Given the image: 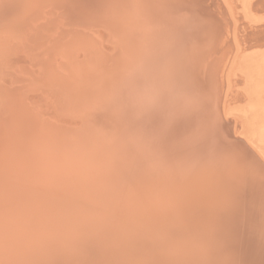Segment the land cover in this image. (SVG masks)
<instances>
[{
	"label": "bare ground",
	"instance_id": "obj_1",
	"mask_svg": "<svg viewBox=\"0 0 264 264\" xmlns=\"http://www.w3.org/2000/svg\"><path fill=\"white\" fill-rule=\"evenodd\" d=\"M39 1L41 0H0V29L5 28V32L9 33L0 39H19V35L30 26L25 23V20L23 23L20 22L33 6L35 8L39 6L36 4ZM64 1L58 0L60 7L62 3L67 6V2ZM142 1L147 2L148 0ZM204 1L209 9L206 12L209 15L212 14L219 29L224 30H222L221 39H225L224 35L229 38L227 40L230 42L228 47L232 59H230L231 66L226 67L223 76H221L224 83L220 82L218 88L214 83L213 87L218 90V95H215L214 92L217 91L212 88L215 90L212 91L215 96L213 99L207 98L206 94L211 91L210 86H207L209 92L205 89L203 93L200 91L203 87L201 80L200 86L192 87L193 90L190 91V97L187 100L192 102L197 96L207 95L206 99L209 101H205L206 105L210 100L213 101L208 104L211 105L209 107L211 111L209 112L205 106L207 110L205 113L209 114H207L209 117L206 118L211 119L214 123L212 124L214 127L211 125L214 131L216 129L220 131L223 126L227 128L225 129L230 135H235L238 132L240 137L236 139L232 135L234 139L228 142L224 138L228 134L227 131L219 133L217 130L216 137L213 134L214 139L211 140L210 137L205 144L203 143L204 138H201L202 142H196L195 136L198 134L195 130L196 122H192L190 118L194 117V111L191 110V113L188 108L184 109V107L183 110L177 111L180 109L177 108L179 105H175V109L172 107L174 103H171L175 99L163 100L165 92L160 86L146 91L145 96L148 97V100H151L150 98L160 99L161 105L166 110L168 108L169 112H173L172 115H183L182 127L179 125L182 129L175 130L174 125L171 124L173 122L170 123L168 120L160 122L153 119L154 113L159 107L153 106L147 102L148 100L131 105L129 102L111 98L107 102L99 100L96 102V107L91 110L82 109L81 102L74 99L77 92H73L74 94L71 95V92L78 90V87H84L87 83L94 82L97 87L99 86L93 93V97L96 98H102V95L111 96L115 92L114 88L105 89L100 82V77L87 76L86 74L92 73V69L83 68V64L73 66L69 62L61 68L65 71V75H63L67 81L63 82L65 85H60V82L54 79L40 81L36 76L32 82L24 83L26 80L23 79V76L20 78L24 82L20 87L18 85L16 87L14 86L17 83L15 78L20 75L16 70L15 73L19 74L12 75L15 79L13 84L11 79L4 78L5 83L0 87L2 89L0 91V264H202V262L204 264H264V253L255 256L252 249L255 247L254 244L264 249V122L259 117L262 113L259 108L262 107L258 106L264 104L262 102L258 104L257 101L261 98L260 91L264 90V0H203V3ZM74 2L71 7L77 15H81L83 20L88 15H94L93 11L96 13L99 10L95 11V9L106 4L102 9L111 11L112 14H116L120 18L117 20L120 32L125 33L128 32L126 29L131 30L132 28L133 31L141 28L145 35L150 31L146 40L157 35L158 28L168 27L169 22L166 21V18L171 13L169 9L166 20L162 23H153L152 20H162L164 4H161L160 8L145 3L146 7L143 4L140 7L139 3L134 7L132 4H130L132 6L128 4L131 9V18L135 17L133 25H131L132 21L125 23L120 17V12H125L123 15L128 12V8L123 10L119 7L120 3L118 2H123V0H75ZM161 2L163 3V1ZM173 2V0H169L172 7L173 4L175 6ZM185 2L190 3V8L193 3L198 5L195 0H185ZM114 4H117L118 7ZM68 5L71 4L68 3ZM142 8L143 10H141ZM173 8L172 10H174ZM147 10L150 12L147 16L145 15L143 21H140ZM142 12L143 14H141ZM180 13L178 15H181ZM68 18L65 17L60 24L52 21L48 26L36 24L34 33L37 28H40V31L46 28L50 32L52 29L59 31L60 28L61 30L64 27L67 28L66 26L75 22L70 21L74 17ZM95 18L86 20L92 23L86 28L87 30L92 26L94 31L98 29V27H94L97 24H93ZM12 19H16L17 24H11ZM53 19L55 18L53 17ZM116 19L115 17L113 20L114 24ZM97 21L99 23L98 19L95 23ZM101 21L105 22L104 26L110 24L104 19ZM127 25L129 26L126 27ZM70 27L73 29L72 25ZM111 28L110 25L106 27L109 31ZM113 28L116 29L115 25ZM161 31L163 32V29ZM164 31L168 32L167 29ZM209 33L210 35L214 34V32ZM217 33L219 34L221 31L217 30ZM50 34L45 36L48 41L42 39V43L37 42L38 39L40 40L38 34L36 35L39 37L38 39L35 38L36 36L33 39L30 37L29 41L35 45L33 50L26 48L23 50L27 56L34 55L32 64L40 70V73L44 67L56 66L51 61L52 58L50 59L48 56L51 55V52H58L63 47H68L67 53H63V58L70 61L68 56L79 51L76 44L83 37L82 42L86 41L88 49L95 45L96 51L103 49L101 39H99L100 41L96 39L87 41V37L84 35L80 38L82 35L80 31L71 33V39L68 38L69 36L61 37L62 32L60 38L59 36L58 38L49 36ZM261 36L263 44L260 45L261 42L259 46H253L251 44L253 38L256 37L257 41ZM98 38L100 36L97 35ZM76 39L80 40L74 45L73 41ZM128 39L129 36L121 37L120 42L115 43L116 49L122 47L123 44L124 51L128 50L131 44ZM213 39L211 37V40ZM201 40L202 44L204 40L205 44L209 46L205 47L210 48L207 38ZM218 40L220 41V38ZM220 42L223 46V41ZM252 43L254 44V42ZM109 45L107 48L111 47L113 43L111 46ZM92 48L94 49V47ZM223 48L225 49V47ZM39 49H45L48 52L42 51L38 54L36 51ZM109 49L110 52L113 50V48ZM199 49L201 50V48ZM15 50H17L15 46L0 49V57ZM156 50L155 47L153 51ZM93 51L91 50L89 53L91 54ZM195 51L198 49L196 50L194 45L193 54H196ZM94 53L96 54V52ZM101 53L103 54V52ZM226 53H223L224 57H227ZM102 54L100 55L102 56ZM123 56L121 55V58ZM226 59L228 61V58ZM184 60V57H180L181 62ZM18 61L16 60V62ZM180 61L175 59L174 63ZM12 62L9 61L8 66L12 67ZM57 66L59 69V62ZM222 66L220 67L222 68ZM23 67L22 65L18 70L20 72L27 71L28 73L25 74L32 76L29 69ZM211 67L213 66L211 65ZM214 69L217 73V68ZM218 70L220 69L218 68ZM207 73L210 76V71ZM212 73L215 74L214 70ZM2 74L3 72H0V78ZM262 74L263 77H261ZM219 75L220 73L218 77ZM208 78L205 82L210 79ZM76 80L77 82H75ZM211 81L213 82L212 79ZM211 81L209 82L212 83ZM125 83L128 93L135 94L133 89L134 85L139 83L138 73L127 78L123 84ZM207 84L209 83L207 82ZM204 86L206 87V85ZM59 87L61 92L65 87L66 90L61 93ZM69 87H71V91H67V89L70 90ZM233 91L240 92V96L235 99L243 102L244 105L234 106L235 94L231 95ZM33 92H40L41 97H37L33 101L30 100L29 94ZM37 100L42 102L39 103L45 110H40ZM185 100L183 104L186 102ZM142 102L144 105H141ZM168 102L175 111L170 109ZM53 112L59 118L73 119V121L78 118L80 119L79 125L69 126L73 125V121L67 124L57 122L51 116ZM218 112H220L219 117H217ZM32 113L36 114L35 118H32ZM164 114L167 115L165 112ZM190 114L192 115L190 116ZM47 116L52 119L43 120ZM188 116L189 119H187ZM129 126H135L136 135L132 134V129L128 130ZM235 139L239 142L238 144H235ZM131 140H135L133 144ZM16 145H22V151L16 152L14 147ZM230 156H232L233 165L238 164L237 167H240V164L252 167L253 164L256 174H248L247 179L255 175L257 177H253L256 180L254 184L256 186L258 183L263 185L253 193L251 192L254 190V186L250 187V190L253 188L250 191L251 194L248 193L247 187L244 188L243 183L242 191L238 189L241 186L237 187L236 200L232 198L235 200V209H231L233 212H229L232 205H230L229 199H226L229 198L225 195L227 192L222 188L235 190V184H238L239 179H242L241 176L244 175L240 173V178L237 179L239 172L242 171L232 167L228 173L226 172L228 170L225 171L227 173L225 175L224 170V173L221 172L225 176L223 182L220 180L222 178L218 180L221 183L214 182L215 185L212 184V180L209 181L213 167L220 169V167L218 168L220 163L229 160L228 158L231 160ZM259 160L261 167H257ZM229 164L225 166L226 169H228L227 166H231ZM191 189L194 193L191 191L193 195L190 197ZM221 190L226 192L223 193L226 197L224 199L218 195ZM121 192L125 194H120ZM231 192L232 190H230V194ZM195 193L201 194V196L197 197ZM239 203L243 205L241 206ZM227 209L228 212L225 213ZM203 217L211 218L214 225H210L209 221L204 224ZM120 222L124 227L121 229L111 228ZM258 224L257 232L255 228ZM223 233L227 235L224 239L228 238L227 241H220ZM250 237L253 240L251 244L247 241ZM218 244L229 246L230 253L223 252ZM239 247L246 248L247 252L238 254Z\"/></svg>",
	"mask_w": 264,
	"mask_h": 264
},
{
	"label": "rangeland",
	"instance_id": "obj_2",
	"mask_svg": "<svg viewBox=\"0 0 264 264\" xmlns=\"http://www.w3.org/2000/svg\"><path fill=\"white\" fill-rule=\"evenodd\" d=\"M71 1L72 0H70V2H69V0L64 1L65 3L67 2L66 3L67 6H65V4L62 3L61 7L59 5L60 1L58 2V0H52V1H50V0L46 1L45 0L44 2L42 0L39 1L38 3H36V4H39V6L37 8H35V6H33L25 14V18L23 19V21L20 22V23H23L24 20H25V23L29 24L30 26L28 27V29L26 31H24L21 35H19V39H13V38H11V39L5 38L7 40H1L0 39V49L3 50V49H6L7 47L10 48L11 46H15V48L17 49L15 51H11L10 53H5L4 54L5 57L4 56L0 57V72H3V74L1 75V78H0V87L3 85V83H5L3 81L4 78L5 79H9V80L11 79L12 80L11 81L12 84H13V80L16 79L15 81H17V83H16V85L14 84V86L17 87V85H18L20 87L22 82H24L23 79L26 80L24 83H26V82L30 83L35 78L34 76H36L37 80H40V81H42L44 79H46V81H47V79H54L55 81L60 82V85H65V84H63L64 81L67 82L66 79H65V76H63V75H65V71H63V69H61V68H63L66 65V63H69V62L73 66L75 64H83V68L92 69V73L90 75L86 74L87 76L100 77V82H101L102 86L105 87V89L114 88L115 92L111 96H106V95L103 96L102 95L101 96L102 98H96L95 96L93 97V93L99 88V86L97 87V85L94 82L93 83H87L86 85H84V87H78L77 89L79 91L78 90H76V91L74 90V91L71 92V95H72L73 92L74 93L77 92L76 97H74V99L75 100H79L81 102V108L82 109L91 110V108L96 107V102H99V100L101 102H107V101H110L111 98H115L116 100H119V101L122 100V101H125V102H129V104H131V105H135L137 103L140 104L139 103L140 101H145L146 102L148 100L147 99L148 97L145 96V92L146 91L151 90L155 86H160V88L164 89L163 92H165V94L163 95V100L167 101V99H169V98H171V100L175 99L174 102L172 101L171 103L172 104L174 103V105H172L173 108H175V105L176 106L177 105L180 106V107L177 106V108H180V109H177V111L178 110H180V111L183 110V107H184V109L188 108L191 113H192V111H194V117H193L194 119L192 117H190V118H191L192 122H196L195 130H196V132H198L197 136H195V141L196 142H202L203 139L201 140V138H204L205 141H203V143L205 144L206 140L209 139L210 137H211V140L216 137L215 134H216L218 129H216V131H214V128H213L214 126L212 125L214 123L212 122L211 119H207L206 118L209 114L205 113V112H207L205 106H207V109H209V107L211 105L209 106L208 104H210L211 101H213V100H210V102L207 103V105H206L205 101L206 102L209 101V99H208V101L206 99L207 95H208L207 98L211 97V99H213L215 97L213 95L214 93H216L215 95H218V90H216L215 87L218 88V86L220 85V82L222 84L224 83V81L222 82V78L223 77H221V76H223V72H225L224 69H226V67H230L231 66V60L232 59H231V53L229 51L230 48L228 47V46H230V44H229L230 42L227 40L229 38L226 35H224L223 38H225V39H223V40L221 39L220 36H222L221 34H222V30L223 29H219L218 24H217V22L215 23L216 20H214L212 14L209 15L207 13L209 9H207V5H206L205 1L203 3V0H202V2H200L201 0L200 1L199 0H195L196 3L199 1L200 4L197 3L198 5L196 6V4L193 3V6H191V8H190V3L187 4L185 2V0L184 1L181 0L182 3L180 2V0H173L174 1L173 3H175V6L173 4L174 8L171 6L172 4L169 3V0H160V2H159V0H148L147 2L146 1L143 2L142 0H129V1L128 0H123V2H118V3H120L119 7H121V9L126 10V8H128V10H127L128 12L126 13L127 15L126 14L123 15V13H125V12H120V14H121L120 17H121V19H123L122 21H125V23H128L129 21L130 22L132 21L131 25H133V21H134L135 17L131 18L132 16H131V9L129 8L130 6L133 5L132 7H134V6H137L136 5L137 3H139L140 7H142L144 5V3H145L146 5L151 4L152 6H159V8H160V6H162L161 4H164L162 6V8H163L162 20L161 19H158V20L155 19V20H152V22L153 23H162V21L167 19L166 21L169 22V24H167L168 27L167 26H163L161 28H158L159 31H157L158 29L156 30V32L158 34L155 35L154 37L152 36L150 38H147V40H146V37H147L148 34L150 35V31H148V33L145 35L144 30L141 29V28H140V30H133V31H132V28H131V30L126 29L128 32H125V33L123 31L120 32L118 30L119 28L117 27V20H120V18L116 14H112L111 11H105L104 9H102V7L105 6L106 4L103 5L100 8L95 9V11L99 9L96 12L99 16L93 11L94 15H88V17L83 16V17H86L83 20L82 17H80L81 15L80 16L77 15L75 10H73V8L71 7L75 3L74 2L75 0H73V2H71ZM118 1H120V0H118ZM124 1H126V2L124 3ZM149 1H150V3H149ZM161 1H163V3ZM50 2H52V3L50 4ZM57 2H58V4L56 5ZM68 3L71 4V5H68ZM63 4H64V6H63ZM128 4L129 5L132 4V5L128 6ZM157 4H159V5H157ZM114 5H116L118 7L117 4H114ZM122 5H123V8H122ZM126 5H127V7H126ZM191 5H192V3H191ZM56 6H57V8H56ZM70 7H71V9H70ZM144 7H146V6L144 5ZM169 7H171V8H169ZM186 7H187L188 10L185 9ZM194 7H196L197 9L194 8ZM143 8L141 10H143ZM172 8L174 10H172ZM169 9H170L171 13L168 14ZM144 10H146V9H144ZM148 12H150V10L145 11L144 14H143V12L141 13L143 15L140 18V21H143V18L145 17V15L147 16ZM184 12H186V13L184 14ZM164 13H165V16H164ZM179 13L181 15H178ZM167 14H168L169 17H167ZM113 15L117 18L115 20L116 22L114 21L115 24L113 23V20L115 18ZM122 15H123V17H122ZM67 16L68 17H72V18L74 17V19L70 20V21H75L73 24H71L73 29H70L71 25L70 26H66L67 28H65V27H64V29L62 28V30L60 28V30H59L60 32L58 30L53 31V29L50 32L49 29L45 28L47 30V33H46L45 29L43 31H40V28L39 29L37 28L36 32L34 33V29H35L36 24L41 25V26L42 25L43 26H48L49 22H51V21L54 22V23H59L60 24L61 21H63V19L65 17L68 18ZM95 16L99 20V23H98V21H97V23H95L96 20H97L95 18ZM53 17L55 19H53ZM57 17H58V19H57ZM93 17L95 18V22L93 24H97L98 25V26L94 25V27H98V29L96 28L97 29L96 31H94L93 26L89 30L86 29L87 27H89L92 24L91 22L86 21V20H93ZM100 17H101V19H99ZM208 17H210V18H208ZM56 19H57V21L55 22ZM68 19H70V18H68ZM102 19H104V21H106L108 19L106 22L110 23V24L109 23L108 24L110 25V28L112 27L110 29L111 32L109 30H107L108 28L106 29V27H108L109 25L104 26L105 22L103 23L101 21ZM58 20H60V21H58ZM174 20H175V22H174ZM8 21H10V20H8ZM145 21H146V19L144 20V22ZM10 23L14 24V25L17 24L16 19H12L10 21ZM101 23H102V26H100ZM112 24L115 25L116 29L113 28L114 25H112ZM128 26L129 25H127L126 27H128ZM216 27H217V29H216ZM169 28H171V29L169 30ZM192 28H194V31H192ZM74 29H76L77 31L74 30ZM162 29H163V32L161 31ZM166 29L168 30V32H170V34H168V32H166V31H164ZM217 30H218V32L221 31V33L218 34ZM79 31L82 34L80 36V38H82V36L84 35L85 37H87V41L88 40H92V39H96V40L100 41L99 39H101V43L103 41V44H101L103 49L99 46L102 50L98 49L96 51L97 47L95 45V46H92V47H94V49L96 48L95 51H93L94 49L90 46V48H89L90 51L91 50L93 51L90 54L89 53L90 51H89L88 47H86L87 46L86 45V41L82 42V39H84V37L81 40L80 39H76L73 42H74V45H75L77 43V41L80 40V42H78L76 44V45H78L79 51H77L76 53L68 56V59H70V61H68L65 57L63 58V56H64L63 53L64 52L67 53V49H68V47H66V48L63 47L58 52H51V55L48 56L50 59L52 58L51 61L54 62L56 64V66L53 65V66H50V67H44V69L41 70V73H40V70L32 64V63H34V58H33L34 55L30 54V56H27V55H25V52L23 53V50L25 48L27 50H33L35 45H34L33 42L29 41V38L32 37V39H33V37H35L37 34L40 37V40L38 39L39 37H37V36L35 37V38L38 39L37 42L42 43L43 40L48 41L47 38H45V36L47 37V35L49 33H51L49 36H53L55 38H58V36H59V38H60V35H61V32H62L63 34L61 35V37H63V35H64L63 38L69 36L68 38L71 39L70 38L71 37L70 34L73 33V32H79ZM54 32H55V34H53ZM66 32H68V33L66 34ZM93 32H95L96 34L99 32L100 35L99 34H97V35H98V37L100 36V38L97 39V35L95 33H93ZM165 32H166L167 35L165 34ZM209 32H211V33L214 32V34L210 35ZM41 33H42V35H40ZM101 33H103L102 36H103L104 39L102 38ZM93 34L96 35V36L94 37ZM4 35H9V33L5 32V28L4 29H0V37H4ZM202 35H204V36H202ZM123 36H125V37L129 36L130 40L129 39L128 40L131 41V42H129V43H131L130 47L129 48L127 47L128 50H126V51H124V47L125 46L123 47V44H122V47L120 46L118 49H116V44L115 43H119L121 37H123ZM164 36H166V37L165 38H161V37H164ZM218 36L220 38V41H223L222 42L223 46H221V42L218 40L219 38H217ZM205 37L208 39L207 43L210 45V48H208L209 46L207 44H205L206 42H204V40H203V44L204 45L202 44V40L201 39H206ZM209 37H210V39H209ZM211 37L214 38V39L211 40ZM258 39L256 41V37H254L253 41L251 40L252 42H254V44L252 42H251V44L253 46H256V45L259 46V44L262 42V36L259 37ZM55 40H57V39H55ZM104 40H105V42H104ZM167 41H169V43H167ZM217 41H219V42H217ZM263 42L260 45H262ZM112 43H113V45H112ZM218 43L220 44V46H219ZM46 45H47V43H46ZM107 45H109V46L112 45L111 47H109L111 49L113 48V50L111 52H110V49L107 48ZM194 45L196 47V50L198 49V51H195L196 54H193ZM83 46H85L86 48L83 47ZM205 46H208V47H205ZM155 47L157 48V50L153 51V49ZM223 47H225V49ZM82 48H83V50H82ZM106 48H107V50H106ZM199 48H201V50ZM206 48H208V49H206ZM218 48L221 49L222 51L219 50ZM42 51H47V50L39 49L38 51H36V53L39 54ZM94 52H96V54ZM101 52H103V54ZM226 52H229V53H226ZM88 53H89L90 56L87 55ZM99 53L102 54V56ZM223 53L224 54L226 53L225 56H227V57H224ZM38 54H35V55H38ZM16 55H18V56H16ZM81 55H82V57H81ZM121 55H124V56L121 58ZM180 57H184L185 60L181 62L180 61ZM217 58H219L218 61H217ZM226 58H228V61H227ZM13 59H15V60H13ZM18 59H20V61H18ZM63 59H64V61H63ZM175 59H178L180 62H177V63L175 62L174 63ZM16 60L18 62H16ZM9 61H11V62L15 61V62L11 63L12 67L8 66L7 63ZM62 61H63V63H62ZM58 62H59V69H58V66H57ZM227 62H229V63H227ZM20 64H21V66H20ZM26 64H28L27 67H25ZM228 64H230V65L228 66ZM22 65L24 66L23 68L29 69V72L32 73L31 74L32 76H27L25 74V73H28L27 71L26 72H22V71L20 72V70H18V69H21L20 67H22ZM209 65H210V67H211V65L213 67H211V69H210ZM215 65H216V67H215ZM220 66H222V68ZM207 68H209V69H207ZM214 68H217L216 69L217 73L215 72ZM218 68L220 70H218ZM16 70L19 71L20 75L17 78L13 79L14 77L12 75L19 74L18 72L15 73ZM33 70H35L36 72L33 71ZM211 70L212 71L214 70V73H215L214 75L215 76L213 75ZM207 71H210V73H211L210 76L207 73ZM263 71H264V69H263ZM135 73H138L139 83L134 85L133 91H135V94H130V93H128V90L125 89L126 88V83L125 84H123V83L127 80V78H130ZM219 73H220V75L218 77ZM101 74H103V75H101ZM67 75H69V74H67ZM23 76H24V78H23ZM20 77L23 78V79H21ZM261 77H263V74H262ZM203 78H205V79L203 80ZM207 78L209 79V80H207V82L209 84H212V85H209V84H207V82H205ZM216 78L217 79L219 78V79L217 80ZM74 79H77V78H74ZM211 79L213 80V82L211 81ZM201 80L203 81L202 85L200 84V83H202ZM209 81H211L212 83H210ZM217 81H219V82H217ZM75 82H77V80ZM214 83L217 84V85L215 86ZM195 85L196 86H200V85L203 86V87H201L202 90H200V91H202V93H203V90L205 89L208 92L211 90L210 91L211 94H210V92L209 93L206 92L207 95L204 96V94H203L204 97L197 96L194 101L193 100H192V102L188 101L187 99H189V97H190L189 93H190L191 90H193L192 87H194ZM204 85H206V87ZM213 85L215 87H213ZM207 86H210V90L209 89L207 90ZM69 88H70V90L67 89V91H71V87H69ZM100 88H101V85H100ZM212 88L213 89L215 88V90L217 92L213 93L212 91H215V90H213ZM1 90L2 89H0V91ZM65 90H66V87L63 88L62 92L65 91ZM59 92H61V88H60ZM234 92L235 91H233L231 93V95L235 94L234 95L235 97L233 98L234 106L235 105H244L243 102L241 103L239 101H236V99H235V98L240 96V92H238V91H236L235 93ZM260 92H261V95H260L261 98L259 97L260 101L259 100H257V101H258V104H260L261 102L264 104V90L262 89ZM57 93H58V89H57ZM172 93H173V95H172ZM51 94H53V93H51ZM29 97L31 98L30 100L33 101L37 97H41V93L40 92H33V93L29 94ZM63 97L65 98V96H63ZM45 98H47V97H45ZM67 98H69V96H67ZM150 99L151 100H148L147 102L151 103L153 106L159 107L158 110L154 113L155 115L153 116L154 117L153 119H156L157 121H160V122H165L166 120H168V121H170V123L171 122L174 123V124L173 123H171V124L174 125L175 130L182 129V128H180V126L182 127V124H183V122H182L183 121V115H181V114L180 115H172L173 112H171V111L169 112L168 108L166 110V108H164V106L161 105L160 102H162V101L160 99H156V98H150ZM184 100L186 102L183 104ZM48 101H50V100H48ZM169 101H170V99H169ZM39 102L40 103H42V102L38 101V104L40 105L38 107H40V110L41 111L45 110L44 108H42V106H41V104ZM143 103L144 102H142L141 105H144ZM168 106H170L169 102H168ZM258 106L262 107V108H259V111L262 112V113L260 112L261 114H260L259 117L262 119V122H264V118H263L264 117L263 116L264 115L263 114V110H264L263 106L264 105L261 106V104H260ZM136 107H139V106H136ZM172 107L170 109L174 110ZM141 109H142V107L140 108V112H141ZM210 111L211 110L209 109V112ZM164 112L167 113V115H165ZM35 115H36L35 113H32V115H31L32 118H35ZM191 115L192 114H190V116ZM51 116L54 117L57 122H61L63 124L71 123L70 121H73V119L59 118V117H57L55 112L51 113ZM219 116H220V112H218V116L217 117H219ZM52 117L47 116V118H45V119L43 118V120H47L48 118L52 119ZM187 119H189V116L187 117ZM219 120H220V118H219ZM75 121H77L78 124ZM75 121H73V123H72L73 125H69V124L68 125L72 126V127L75 126V125H79L80 119L76 118ZM191 121H189V122H191ZM181 122H182V124H181ZM221 123H223V122L221 121ZM198 127H199V129H198ZM128 128H129L128 130L132 129V134L135 133V126H129ZM225 128L226 127L222 126L220 131H224V133H225L227 131L226 130L227 128L226 129ZM210 129H211L212 132L209 131ZM220 131L218 130L219 133H220ZM226 133H228V131ZM203 134L205 136L207 135L206 139H205V136L203 137ZM213 134H214L215 137L213 136ZM135 135H136V133H135ZM208 135H209V137H208ZM229 135H230V133L226 134L225 137H224L228 142L232 141L234 139V137L236 139L240 137V133H238V132L235 135L232 134L234 137L232 135H230L231 136L230 137ZM236 139H235V141H236ZM128 141H129V139H128ZM133 141H135V140H131L132 144H133ZM196 142H194V143H196ZM236 143H237V141H236ZM14 147L16 149V152L22 151V148H21L22 145H16ZM227 154H230V153H227ZM230 157H231V160H230V158H228L229 160L224 161V162H226L225 165H224V162L220 163L221 165L219 164L220 166H218V168L220 167V169H216L215 166H214L213 169L211 170V173H212L211 176L212 177L209 176V178H210L209 181L212 180L213 181L212 182L213 185H215L214 182H216L218 184L221 183L220 181H218L220 178H222L220 180L223 182L224 181L223 179H225L224 175L227 174L229 172V170L232 169V167L237 168L238 171H242V172H239V174H238L239 177H237V179L240 178V173L242 175L244 174L243 176H241L242 179L244 178V176L247 179V175L248 174H251V173L252 174H256L255 171H254L255 170V168H254L255 166L253 164H252V167H251L250 164H249L250 166H247V165L244 166V165L240 164V167H237L238 164L235 163L234 164L235 166H234L233 163H232V156H230ZM228 162L229 163L231 162L232 164L230 163L231 166L230 167L227 166L228 169H226L225 166L227 164H229ZM259 163L257 164V167L258 166L261 167L260 160H259ZM241 166H244V167H241ZM245 167H246V169H245ZM217 170H219V171H217ZM223 170H224V172L226 170H228V171H226L227 173L226 172L224 173ZM215 172L216 173L218 172L217 173L218 176L223 175L221 172H223L224 175L222 177L218 178V176L216 175ZM253 177H255V175H253L251 177L253 180L251 178H249V177H248L249 180L248 179L246 180L245 178H244V180H242L240 178L241 181H240V179H239V181L237 180L239 182L238 183L239 186H238L237 183L235 184V190L231 189V188H228L229 189V191H228V189L224 190L225 188H222V190L226 191L227 193L226 192H222V190H221L222 193L220 192L218 195L220 197H222L223 199L226 198V197H224L225 195L227 197L229 196V198H226V199L227 200L229 199L228 201H230L229 202L230 205H232L234 207L235 206V200H236V197H237L236 194H238L237 193L238 189H241L240 191H242V187L245 186L244 188L247 187V189H249L248 193H250V191H252V189H253V188H251V190H250V187L254 186V190L251 192V193H253L255 190H259L258 189L259 186H263L262 184H259L258 182H257L258 185L256 186V184H254V181L256 183L255 178L257 176L255 178H253ZM242 181H244V182H242ZM240 182H241V184H240ZM242 183H243V186H242ZM244 183H245V185H244ZM250 184H251V186H250ZM252 184H254V185H252ZM237 187H240V188L237 189ZM256 187H257V189H256ZM230 190H232L233 193L231 192V194H230ZM191 191L194 193V191L191 189L189 191V196L193 195ZM223 193H226V194L224 195ZM120 194H125V193L121 192ZM196 194H197V197L201 196V194L195 193V195ZM220 194H223V195L221 196ZM232 195H234V196L231 197ZM235 195H236V197H235ZM232 198H235V200L232 199ZM232 200H233V203H231ZM241 203H239V204L242 206L243 204H241ZM232 206H230L229 212H231V211L233 212V210L235 209V207L233 208ZM231 209H233V210H231ZM226 212H228V209L225 211V213ZM208 221H209L210 225H214L212 220H211V218H206V217L202 218V222L204 224L206 222H208ZM117 227H118V229H121L122 227H124L123 223L120 222L118 225L112 226L111 228H117ZM258 227H259V224L255 228V231H257V232H258ZM226 231H228V230H226ZM226 237H227V235L223 233V237L220 238V241L224 240ZM227 240H228V238L226 240H224V241H227ZM247 241H249V243L251 244V242H253L252 237H250L249 240L247 239ZM242 242H243V240H242ZM218 245L223 250V252L230 253L229 252V250H230L229 246H227L225 244H218ZM254 245H255V247L252 248V249H253V252H254L255 256H258L259 254L264 253L263 252L264 249H262L257 244H254ZM238 249L240 251L238 254H243V253L245 254L247 252L246 248H240L239 247ZM260 249H262V250H260ZM202 264H204V263L202 262Z\"/></svg>",
	"mask_w": 264,
	"mask_h": 264
},
{
	"label": "water",
	"instance_id": "obj_3",
	"mask_svg": "<svg viewBox=\"0 0 264 264\" xmlns=\"http://www.w3.org/2000/svg\"><path fill=\"white\" fill-rule=\"evenodd\" d=\"M237 143H239V142H237ZM236 142H235V144H237Z\"/></svg>",
	"mask_w": 264,
	"mask_h": 264
}]
</instances>
